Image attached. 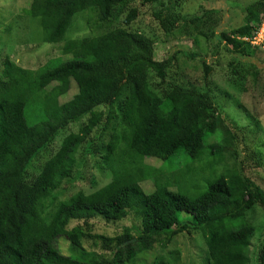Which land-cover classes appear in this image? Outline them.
Here are the masks:
<instances>
[{
  "label": "trees",
  "instance_id": "16d2710c",
  "mask_svg": "<svg viewBox=\"0 0 264 264\" xmlns=\"http://www.w3.org/2000/svg\"><path fill=\"white\" fill-rule=\"evenodd\" d=\"M253 2L232 4L245 14V25L221 33V11L201 5L193 14L180 15L181 0H32L29 9L21 11L41 28L44 43H64V58L52 59L38 72L20 67L10 57L3 63L0 264H121L124 257L134 260L143 246L150 249L160 243L167 248L184 233L204 237L206 264H264V238L257 258L251 256L259 230L251 217L258 207L264 211V190L243 171L237 137L226 128L229 113L217 104L212 90L173 80L175 58L158 60L155 40L129 29L141 15L136 7L140 4L154 8L153 22L167 40L205 38L209 44L205 55H185L201 63L205 80L214 67L222 66L221 50L233 53L227 83L236 96L234 107L243 112L238 94L246 91L247 80L257 83L261 71L248 61L244 63L248 70L241 71V58L253 60L261 50L255 45L264 22V0ZM80 16H86L94 35L68 39ZM121 18L125 27L112 28ZM207 57L214 63L209 64ZM73 86L77 94L61 103ZM85 117L83 128L63 141L38 175L29 177L27 169L39 152ZM244 118L261 129L249 112ZM104 122L115 134L93 154H101L100 170L108 172L111 182L91 194L79 192L63 201L55 197L74 178L78 152ZM221 129L227 131L223 134ZM226 155L235 161L232 167L226 165ZM182 157L186 161L205 157L219 168L203 194L194 196L183 188L182 177L190 172L166 167ZM248 158L260 165L264 149L256 148ZM150 159L161 161L162 168L148 165ZM149 182L152 191L144 188ZM133 215L139 224L126 226L114 237L92 230L96 219L128 223ZM72 223L78 225L70 228ZM60 240L68 245L65 252L59 248ZM176 260L154 264H179Z\"/></svg>",
  "mask_w": 264,
  "mask_h": 264
},
{
  "label": "rangeland",
  "instance_id": "374dc122",
  "mask_svg": "<svg viewBox=\"0 0 264 264\" xmlns=\"http://www.w3.org/2000/svg\"><path fill=\"white\" fill-rule=\"evenodd\" d=\"M253 1L255 0H181L177 13L180 15L193 14L200 9L201 5L208 9L219 10L221 13L218 16V28L219 33H221L236 30L245 25V14L236 6H232V4L250 5L254 3ZM12 2L15 4H12ZM31 2L32 0H0V74L7 57H10L20 67L33 72H38L44 68L52 59L64 58L62 53L64 43L53 45L44 43L42 41L41 28L37 26L35 21L21 14V11L24 9H29ZM12 6H16V10ZM136 7L140 8L141 15L129 29L144 33L155 40V51L158 60L163 61L169 57L175 58L176 61L170 73V77L173 80L179 79L186 85L210 89L218 96V98L216 97L217 104L223 106V109L229 113V119L227 118L228 120H226V128L232 129L234 135L237 137L235 147L240 154V160H243V171L248 178L264 190V160L261 161L260 165H258L255 158H248L247 160V157L256 148L262 147L264 149V22L258 31L257 43L255 45H261V50L255 53L254 57H252L253 60L247 58L246 61H243L244 58H241V63L244 65L241 71L243 69L248 70L249 68L245 66V62L248 61V64L254 62L261 69L260 78L257 83L247 80L246 88L244 87L246 91L238 94L240 104L245 106L244 111L249 112L256 121L260 122L261 129L258 130L256 126L246 121L244 118L246 112L239 111L238 107H234L236 96L231 92L232 90L228 87L229 83H227L231 79V70L228 68V64L233 61V57L235 58L233 53L227 54L221 50L218 58L221 60L222 66L214 67L208 79L205 80L201 63L187 60L185 55L190 52L205 55L209 50V44H207L206 39L201 37L196 40L188 38L174 41L167 40L163 37L162 32L157 29L156 23L153 22L152 13L154 12V8L141 7L140 4H137ZM111 26L112 28L125 27L123 18L113 22ZM39 31L41 34H39ZM35 33L36 35L34 36ZM67 35L68 39H81L94 34L90 30L86 16H80L75 20L72 30ZM214 60L206 58L209 64L214 63ZM52 88L47 89L46 93L50 92ZM76 94L77 89L73 86L68 94L60 99V102L67 103ZM87 120L88 117L77 120L68 128L59 132L55 140L46 149L41 150L31 161L27 169V175L29 177L38 175L44 164L59 151L63 141L70 134H77ZM104 126L108 128L104 129ZM103 129L104 131H102ZM221 130L223 134L227 131L226 129ZM113 134H115L113 126L105 122L93 133L89 142L90 144L83 146L77 154L74 178L65 182L61 189L54 194L55 197H60L63 201L79 192L91 194L111 182L112 177H110L108 172L100 170L101 154L94 155L93 153L97 150L98 146L106 145ZM211 143H214V141L212 140ZM226 156V165L232 167L235 161L230 159L228 155ZM147 164L155 167V169L162 166L161 161L155 159L148 160ZM166 167L169 170L181 167L185 171L190 172V174L182 177L184 182L183 188L194 192V196L203 194L209 182L214 180L215 170H219L217 166L215 167L205 157L199 161H186L182 157L179 160H172L167 163ZM168 171L167 175H172V172ZM144 188L146 191H152L154 189L153 182L145 184ZM251 219L259 225L258 236L251 250L252 259H256L261 248L262 238H264V211L260 207L256 208ZM181 220H187V216H181ZM138 222L139 220L133 215L128 223L112 224L98 219L91 223L94 224L92 230L95 234L114 237L122 233L126 226H135L139 224ZM76 225L78 224L72 223L70 228ZM58 244L61 251L65 252L68 245L63 240L58 241ZM85 246L87 247L88 244ZM135 254L134 260L127 261L124 257L121 264H154L162 260L173 262V257L177 258L176 261L179 264H206L205 239L200 233L193 235L184 233L179 235L167 248H164L160 243L154 244L150 249L143 246L139 250L137 249ZM252 264L257 263L253 261Z\"/></svg>",
  "mask_w": 264,
  "mask_h": 264
},
{
  "label": "built area",
  "instance_id": "2783aa9c",
  "mask_svg": "<svg viewBox=\"0 0 264 264\" xmlns=\"http://www.w3.org/2000/svg\"><path fill=\"white\" fill-rule=\"evenodd\" d=\"M264 28V27H263Z\"/></svg>",
  "mask_w": 264,
  "mask_h": 264
}]
</instances>
